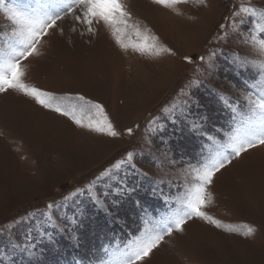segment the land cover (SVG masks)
Listing matches in <instances>:
<instances>
[{"label": "rangeland", "instance_id": "obj_1", "mask_svg": "<svg viewBox=\"0 0 264 264\" xmlns=\"http://www.w3.org/2000/svg\"><path fill=\"white\" fill-rule=\"evenodd\" d=\"M20 3L24 8L40 7L36 0ZM122 3L132 16L130 23L176 55L153 57L122 50L102 22L93 36L81 35L79 28L71 31L72 21L67 20L63 34L57 30L44 38L40 56L22 62L25 83L56 96L82 95L102 105L103 115L85 114L84 122L106 115L118 137L80 128L22 94L0 93V264H105L111 249L122 247L144 230L146 220L167 211L165 199L175 201L178 193L194 185L192 169L211 147L207 137L223 142L231 133L235 114L220 96L238 105L241 113L246 111L243 81L255 79L257 70L250 67L241 75L226 71L225 57L232 52L260 57L253 45L239 43L231 30L227 42L213 37L221 35L219 25L233 10L242 5L264 9V0H206L207 6L191 0L173 8L151 0ZM13 27L0 12V50L6 51ZM251 27V21L243 25L245 34ZM124 40L136 42L135 31L127 29ZM212 50L224 53L214 58L215 68L196 59L207 58ZM185 56L194 63H186ZM182 89L199 104L192 107L193 118L206 117L201 120L204 136L191 134L187 123L172 124L162 112L185 99L179 95ZM153 118H158L156 131L149 126ZM128 128L132 136L126 134ZM128 152L135 154V166L145 175L129 177V186L136 190L115 197L120 204L109 207L111 216L85 197L64 200L77 188L85 190L102 169ZM209 191L211 202L204 210L223 227L190 220L183 232L165 237L144 264H264V146L217 173ZM50 202L59 204L52 215L66 230L48 229L53 232L51 242H38L33 230L35 253L29 256L21 250L25 234L44 224ZM78 208L86 218L73 231L67 221ZM249 227L254 232L246 236Z\"/></svg>", "mask_w": 264, "mask_h": 264}, {"label": "snow or ice", "instance_id": "obj_2", "mask_svg": "<svg viewBox=\"0 0 264 264\" xmlns=\"http://www.w3.org/2000/svg\"><path fill=\"white\" fill-rule=\"evenodd\" d=\"M39 8H24L20 0H0V12H3L9 22L14 25L10 38L5 42V50H0V93L16 92L35 101L40 107L67 117L73 124L80 128L87 127L91 131L103 133L110 137H118L119 133L114 129L113 124L105 115L103 120L90 118L85 124L84 115L91 116L93 113L103 115L104 109L99 103L87 100L82 95L76 96H56L29 85L24 82V69L22 62L30 57L40 56V47L45 37L50 36L54 31L63 34L62 22L71 20L70 30L75 32L80 29V34H90L95 36L96 25L101 22L107 26L112 33L116 44L122 49L131 48L141 55L159 57L164 54L174 56L176 53L169 47L160 44L157 37L151 34L141 33L136 24L130 23L131 14L128 12L122 0H36ZM191 0H151L154 5L165 8H173L175 5L190 3ZM200 4L206 5V0H199ZM225 23L219 25L221 35L213 37L215 40L227 42L229 30L237 34L238 42L245 45H253L258 53V59H250L239 53L232 52L225 57L228 64L226 71H233L236 75H241L250 67L257 70L256 78L243 81L242 91L247 101L246 111L241 113L239 106L233 104L227 97L221 95L220 99L228 105L235 114L233 120L236 122L231 133L219 142L215 137L208 136L211 141L208 155L198 167L192 169L195 183L192 187L185 189L183 193H178L177 199L171 201L165 199L168 205L165 211L157 219L145 221V228L139 235L134 236L122 247L117 245L110 250L111 259L105 264H144V262L158 249L164 242L165 237H170L174 233L184 231V226L193 219H200L217 228L223 227L221 223L209 215L204 209L211 202L209 187L213 184L214 177L233 161L242 158L243 154L253 148L264 146V9H258L251 5L241 6L226 16ZM251 21L252 27L245 34L243 25ZM127 29L135 31L136 42H125L124 35ZM212 41L210 40L209 43ZM223 56L222 50H212L208 57L201 55L197 57L201 62H207L209 67L215 68L213 63L217 54ZM184 61L193 64L194 59L185 56ZM180 96L185 99L176 100L165 106L162 112L172 124L189 125V132L194 135L204 136V125L201 120L206 117L193 118L192 107L194 101L190 94L181 90ZM158 118L149 121V126L156 131ZM139 126L137 125V128ZM165 126H161L163 130ZM126 134L133 135V129H126ZM167 143V141H164ZM167 156V152H165ZM135 154L128 152L124 157L116 160L112 164L102 169L85 190L77 188L70 196H65L64 200H70L79 195L88 199L96 210L103 211L109 216L112 213L109 207H119L120 201L115 197H125L136 190L135 185L129 186V177L145 175L135 166ZM122 174V175H121ZM162 191V190H161ZM175 203L177 206L172 207ZM59 207L58 203L50 202L47 211L44 213L45 222L36 225L25 234V243L22 251L29 256L35 253V244L32 240V231L38 234L39 241L53 240V231L63 232L66 228L57 223L52 211ZM34 215V214H30ZM30 218V217H29ZM86 218L83 209L68 218V224L73 231L76 226ZM20 222H23L21 220ZM225 231H238L233 228H226ZM254 232L249 227L243 234L248 236ZM73 239L76 237L73 235Z\"/></svg>", "mask_w": 264, "mask_h": 264}, {"label": "bare ground", "instance_id": "obj_3", "mask_svg": "<svg viewBox=\"0 0 264 264\" xmlns=\"http://www.w3.org/2000/svg\"><path fill=\"white\" fill-rule=\"evenodd\" d=\"M151 4V3H150ZM67 21V20H66ZM66 21L62 22V24H66ZM67 26V25H66Z\"/></svg>", "mask_w": 264, "mask_h": 264}]
</instances>
